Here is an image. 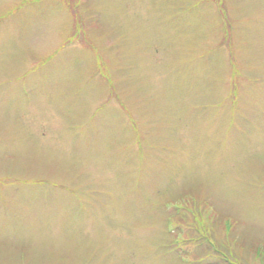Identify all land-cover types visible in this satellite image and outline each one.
I'll list each match as a JSON object with an SVG mask.
<instances>
[{
  "label": "rangeland",
  "instance_id": "obj_1",
  "mask_svg": "<svg viewBox=\"0 0 264 264\" xmlns=\"http://www.w3.org/2000/svg\"><path fill=\"white\" fill-rule=\"evenodd\" d=\"M0 264H264V0H0Z\"/></svg>",
  "mask_w": 264,
  "mask_h": 264
}]
</instances>
